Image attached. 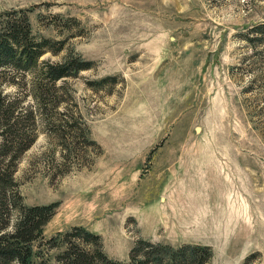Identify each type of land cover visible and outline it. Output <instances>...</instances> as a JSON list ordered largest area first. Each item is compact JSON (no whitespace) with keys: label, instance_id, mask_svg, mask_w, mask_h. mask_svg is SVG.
Returning a JSON list of instances; mask_svg holds the SVG:
<instances>
[{"label":"rangeland","instance_id":"374dc122","mask_svg":"<svg viewBox=\"0 0 264 264\" xmlns=\"http://www.w3.org/2000/svg\"><path fill=\"white\" fill-rule=\"evenodd\" d=\"M9 13L51 42L39 65L90 64L55 85L39 66L0 75V126L13 112L35 138L16 191L57 203L31 264H56L75 227L120 263L140 238L264 264V45L248 40L264 0H0Z\"/></svg>","mask_w":264,"mask_h":264},{"label":"trees","instance_id":"16d2710c","mask_svg":"<svg viewBox=\"0 0 264 264\" xmlns=\"http://www.w3.org/2000/svg\"><path fill=\"white\" fill-rule=\"evenodd\" d=\"M249 34V41L264 45V23L252 27ZM50 45L51 42L46 39H33L27 16L6 14L0 22V75L9 71L14 74L13 77L33 72L39 66L44 83L55 85L89 67V63L77 62L70 57L62 63L39 65V59L50 49ZM46 84L40 88H45ZM43 101L44 105L53 106L54 100L45 98ZM7 110L4 102H0V114ZM12 116L13 112H8L0 126L5 131L1 134L4 138L0 143V264H31L33 244L43 239L42 229L54 215L57 203L32 207L23 205L13 175L19 156L34 143L35 138H27L17 128L16 121L11 122ZM12 211L16 212L17 218L9 231ZM58 237L64 244V251L55 257L56 264H210L213 258L208 246L183 244L173 248L139 238L130 250L128 261L120 263L108 259L100 236L84 228H72ZM55 239L47 242L50 247H55Z\"/></svg>","mask_w":264,"mask_h":264},{"label":"crops","instance_id":"0c3cea01","mask_svg":"<svg viewBox=\"0 0 264 264\" xmlns=\"http://www.w3.org/2000/svg\"><path fill=\"white\" fill-rule=\"evenodd\" d=\"M188 204H195V203H193V202H192V203L189 202ZM196 204H200L199 201H197ZM202 204H203V203H202Z\"/></svg>","mask_w":264,"mask_h":264}]
</instances>
